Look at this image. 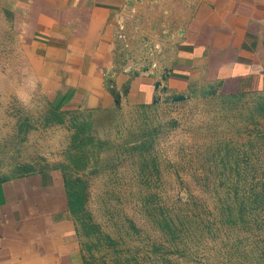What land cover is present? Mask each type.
<instances>
[{"label": "rangeland", "instance_id": "1", "mask_svg": "<svg viewBox=\"0 0 264 264\" xmlns=\"http://www.w3.org/2000/svg\"><path fill=\"white\" fill-rule=\"evenodd\" d=\"M26 2L0 0V180L52 176L74 226L62 264H264V90L84 107L41 76Z\"/></svg>", "mask_w": 264, "mask_h": 264}, {"label": "crops", "instance_id": "2", "mask_svg": "<svg viewBox=\"0 0 264 264\" xmlns=\"http://www.w3.org/2000/svg\"><path fill=\"white\" fill-rule=\"evenodd\" d=\"M23 7L43 39L49 71L41 76L84 107L151 100L158 78L137 70L144 58L166 73L161 87L169 93L233 92L246 82L264 90V0H27ZM61 192L44 172L0 181V264H62L74 226Z\"/></svg>", "mask_w": 264, "mask_h": 264}, {"label": "built area", "instance_id": "3", "mask_svg": "<svg viewBox=\"0 0 264 264\" xmlns=\"http://www.w3.org/2000/svg\"><path fill=\"white\" fill-rule=\"evenodd\" d=\"M143 66L141 67H138V71H143V72H147L149 75H150V77H157L158 79L157 80H160V76L162 75V74H165L164 72H158V73H156L154 70H153V68H154V66H155V64H153V62H151L149 59H147V58H144L143 59ZM125 70H129V68H124ZM149 69H151V70H149ZM132 70V69H131ZM149 70V71H148ZM112 74L113 73H105V79H107L108 81H110V79L112 78ZM161 81V80H160Z\"/></svg>", "mask_w": 264, "mask_h": 264}, {"label": "trees", "instance_id": "4", "mask_svg": "<svg viewBox=\"0 0 264 264\" xmlns=\"http://www.w3.org/2000/svg\"><path fill=\"white\" fill-rule=\"evenodd\" d=\"M1 181V180H0ZM180 203V205H182L183 206V210L181 211L182 213H184V214H187V212H186V209H188L189 208V206H191V205H193L194 203H195V201L194 200H189V201H179ZM175 212H178L177 210L175 211ZM170 216V215H169ZM163 222H165V223H167V224H164V226H165V228L166 229H164V232L170 237V235L171 236H173L174 235V233L175 232H177V230H176V226H175V224L172 222V221H170L171 219H168V221L167 220H163V219H161ZM180 224V223H179ZM162 229V228H161Z\"/></svg>", "mask_w": 264, "mask_h": 264}, {"label": "water", "instance_id": "5", "mask_svg": "<svg viewBox=\"0 0 264 264\" xmlns=\"http://www.w3.org/2000/svg\"><path fill=\"white\" fill-rule=\"evenodd\" d=\"M166 78V73L165 74H162L161 76H160V80L161 81H163L164 79ZM160 80H156L155 82H154V84H153V87H154V89H157L158 87H161V81ZM162 89V91H165V87H161ZM172 99H174L173 97H172Z\"/></svg>", "mask_w": 264, "mask_h": 264}]
</instances>
